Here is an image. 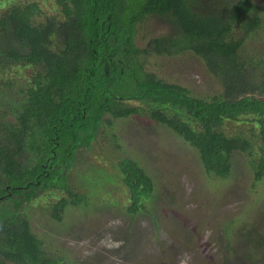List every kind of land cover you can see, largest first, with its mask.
<instances>
[{
  "label": "trees",
  "instance_id": "1",
  "mask_svg": "<svg viewBox=\"0 0 264 264\" xmlns=\"http://www.w3.org/2000/svg\"><path fill=\"white\" fill-rule=\"evenodd\" d=\"M50 2L45 12L36 0L0 1V264H64L32 232L26 203L40 192L63 191L49 205L50 217L58 221L68 206L87 204L86 196L68 181L69 171L79 151L120 148L112 119L145 115L166 126L198 151L208 174L220 178L230 176L235 151L246 153L254 179L264 180V65L251 59L247 64L240 56L246 37L262 24L259 4ZM152 16L168 22L172 32L140 48L136 27ZM235 26L241 28L239 37L233 35ZM186 51L199 56L217 77L219 94L193 96L185 86L145 67V56ZM26 67L32 69L27 76ZM248 116L260 126V151L253 150L254 134L227 131L228 121ZM107 159L99 156L97 163L103 165H88L100 171L96 180L110 174ZM113 168L111 174L128 192L126 211H146L144 203L155 191L153 179L128 156Z\"/></svg>",
  "mask_w": 264,
  "mask_h": 264
},
{
  "label": "rangeland",
  "instance_id": "2",
  "mask_svg": "<svg viewBox=\"0 0 264 264\" xmlns=\"http://www.w3.org/2000/svg\"><path fill=\"white\" fill-rule=\"evenodd\" d=\"M36 1L44 4L45 12L50 10V0ZM252 1L263 8L262 24L246 37L240 56L247 64L251 59L262 66L264 0ZM171 32L168 22L148 17L136 27L135 44L143 48L151 38ZM241 34L235 26L233 35ZM144 61L147 70L185 86L193 96L207 98L222 91L217 77L191 51L145 56ZM24 72L27 76L32 69ZM112 120L120 148L97 145L89 152L79 151L69 171L68 181L86 196L87 204L68 206L58 221L50 217L49 205L63 191L40 192L26 203L32 232L44 249L62 257L64 264H264V180L254 179L250 156L235 151L230 176L220 178L208 174L198 151L166 126L145 115ZM226 127L229 133L254 134L253 150L260 151V126L251 116L228 121ZM99 156L108 158L111 178L96 180L98 168L87 169L91 162L103 165L97 163ZM123 156L138 161L155 184L144 203L147 210L137 214L126 211L127 189L111 174Z\"/></svg>",
  "mask_w": 264,
  "mask_h": 264
}]
</instances>
